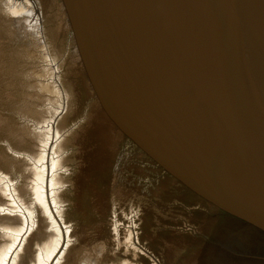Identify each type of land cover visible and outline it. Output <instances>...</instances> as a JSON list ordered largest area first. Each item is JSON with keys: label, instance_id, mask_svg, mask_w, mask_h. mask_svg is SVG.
<instances>
[{"label": "water", "instance_id": "1", "mask_svg": "<svg viewBox=\"0 0 264 264\" xmlns=\"http://www.w3.org/2000/svg\"><path fill=\"white\" fill-rule=\"evenodd\" d=\"M0 264H264V0H0Z\"/></svg>", "mask_w": 264, "mask_h": 264}]
</instances>
